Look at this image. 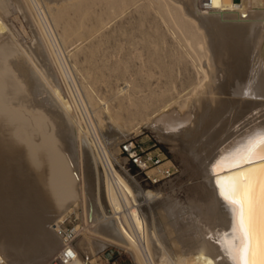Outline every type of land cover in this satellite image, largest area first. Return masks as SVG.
Masks as SVG:
<instances>
[{
    "label": "bare ground",
    "instance_id": "obj_1",
    "mask_svg": "<svg viewBox=\"0 0 264 264\" xmlns=\"http://www.w3.org/2000/svg\"><path fill=\"white\" fill-rule=\"evenodd\" d=\"M7 1L0 0V250L3 252V255L0 254V264H38L58 245L60 250L62 241L52 228V223L61 221L70 207L72 209L80 203L86 230L98 236V240L92 243L87 239L90 244L95 243L97 249L107 244L125 248L136 264H244L245 260L247 264H264V0H242L239 8L230 7L231 0H214L216 8L206 13L198 10L197 0H182L184 6L178 0H171L173 4H178L176 7L180 9L174 10L180 11L181 18L187 21L185 23L189 22L190 27L201 30L200 34H196V30L190 28L195 32H188L187 27L183 26V37L192 40L186 53L196 61L197 76L188 94L186 91L183 92L184 97L178 94L177 97H167L169 101L151 111V114L140 117V126L149 128L160 141L169 142L182 155H188L193 160L198 158L200 166H197L201 167L199 170L203 175L200 184L203 195L187 204L172 200L161 187L136 190L115 169L108 143L109 138L114 139L112 130L118 125L112 126L115 123L109 109L98 111V124L90 121L91 126L86 125V130H83L82 120L72 113V107L61 91L55 77L58 74H53L50 68L43 41L37 40L34 30L36 36L32 35L31 44L35 43L36 48L29 43L24 45L13 40V32L2 18L9 5ZM20 1L14 0V6L26 17L22 2L18 3ZM23 1L31 13L34 10L33 17L43 39L38 37L44 40L43 44L47 47L53 37L47 31V17L41 5L44 4L49 11L52 8L51 18L57 21L62 18L70 2ZM112 2L120 6L124 0ZM172 17L174 19V14ZM156 31L152 32L156 34ZM56 52L54 59L64 72L63 63L56 55L60 49ZM39 55L43 61L39 60ZM130 95L127 94L131 101L134 100ZM119 99L122 100V97ZM200 104L203 115L208 111L217 113L224 104L243 105L246 108L229 125L232 130L216 142L209 157H200L201 152L195 146L196 139L182 137L190 133L184 125L191 121ZM203 115L199 114L196 119H202ZM105 119L113 123H110L112 128L109 129L108 139L101 136L98 129V126L106 125ZM56 130L63 131V137L68 138L67 147L61 146L63 143L60 144L59 131ZM87 133L91 134L90 139L86 137ZM76 138L80 141L78 145L82 147L86 168L91 165L94 171L98 163L102 166L105 205L99 195V185L94 191L89 180L80 175L82 167L78 171ZM237 177L246 181V197L232 195ZM168 183V187L172 188L170 181ZM135 190L141 192L146 203L156 201L155 206H159L157 216L151 217V221L141 213L140 202H137L138 205L135 200ZM73 249L76 255L66 264L91 263L89 250H85V256H81L75 244ZM90 249L92 251L93 248ZM249 249L252 250L251 256L248 255Z\"/></svg>",
    "mask_w": 264,
    "mask_h": 264
},
{
    "label": "rangeland",
    "instance_id": "obj_2",
    "mask_svg": "<svg viewBox=\"0 0 264 264\" xmlns=\"http://www.w3.org/2000/svg\"><path fill=\"white\" fill-rule=\"evenodd\" d=\"M54 1L57 4L64 3L66 1L70 3L66 5L67 7L65 8V12L62 15V18L57 20L58 22L54 21L51 18L50 13L53 14L52 8H51V11H49V9H47V7L44 6V4L41 5L42 10L47 17V24H46V28H48L47 31L51 30V33L49 31L48 33H49V36L53 37V38L50 37L52 40V43L49 41H48L49 43H47V40H46V43H47V47H46L45 46L46 44H43L45 43L44 40H40L43 38L41 35V31L39 30V27L36 23V20L33 17V13H35L34 10H33V13H31L30 10L27 8L25 1L21 0L20 2H18V3L22 2V6L24 8L23 10L27 14L25 17L23 13L21 12V10L17 9V7L14 6V3H15L14 0H8L7 2L9 5L7 7V11L6 13L4 12V14L2 13L3 14L2 18L4 17L3 18L4 22L6 23L8 28L11 29V31L13 32V36H14L13 40L15 39L17 40L16 41L17 43H20V44L23 43L24 45H28L29 43L30 46H32L33 48H36L37 45L35 43L33 45L31 44L33 41V39H31L33 38L32 35L33 34L35 35V32H36L37 40H39L40 42L43 41L42 46L44 50L45 49L47 50L45 51L46 53H48L47 57H48V62L50 61L49 63L51 66L50 68L54 70L53 71L51 69L53 74H56V73L58 74V76L55 75V77L58 83L60 84L62 93L64 94L65 98L68 100V102L70 103L72 107V113L75 116H79L80 119L83 121V122L81 121L83 130H86L87 126L89 127L91 126L90 121L94 124H98L96 120L98 111L100 112L102 109L104 110L105 108L109 109L112 115V118H113L112 121L115 124L112 125L113 123L109 119L107 120H109V122L112 124L108 123L105 119L104 123L106 122L107 123L106 125L104 123L103 124L106 128L104 129V126L100 125L98 126V129L100 130V135L102 134L101 136H103L105 139H108L110 137L109 129L112 128L111 125L113 127H115V125H118V127H116L117 129L114 128V130H112L114 131V136H113L114 139L109 138L110 139L109 143H108V140L106 141L109 146V151L111 154V158L113 159V165L115 169L125 179L126 177L130 178L134 175V178L137 181H139L138 183L137 181L132 182L126 179L130 183V185H132L134 189L144 190V189H149V188L155 189V188L161 187V190H164V192H167V194L169 193V197L172 200H177V201L179 200V202L182 204H187L188 202L193 201V200L197 201L203 195L202 188L200 186L203 180V177H202L203 175L201 174V170H199L201 167L200 168L198 167L200 166L199 164L200 162L198 158H195V160H193L194 158L188 155H182L180 150L176 148L175 149L172 148L169 142L160 141L157 138V136L154 133H152V131L149 128H146L143 125L140 126V120L141 118L155 111L158 108V106L160 107L163 103L169 101L170 100L169 98L177 97V94L183 95L182 97H184L185 93L183 92L187 91L186 93L188 94L191 91L189 89H192V85L194 84L195 79H196L195 76H197L196 75L197 73L195 70L196 61H194L192 57L186 53V49L191 46L192 40L190 38L183 37L184 35L183 31H185L183 29V26L187 27V29L189 30L188 32L194 33L195 32L194 30H196L195 32L196 34L197 32H199L198 34H200L201 30L198 31V29H195L194 27H190L191 24L189 22L185 23L187 21H184L183 17H182L183 19L181 18V15L179 13L180 11L174 10L178 8L176 7L178 4L176 5L175 3L173 4L171 0H164V1L163 0H160V1L159 0H155V1L154 0H130V1L124 0V3H122L120 6L114 5L112 0H90V1L89 0H70V1L69 0H54ZM178 1L180 2L181 5L184 6V3L182 0H178ZM154 2L157 4H155ZM169 3H171V5ZM113 5L115 9L113 8ZM113 9L114 11H112ZM116 11L118 12L117 15H116L117 13ZM177 13L180 16H178ZM173 14L175 16L174 19L172 17ZM169 27L172 29H170ZM152 29H154L155 31L156 30H159V31H156V34H155V32L154 33L152 32L154 31ZM168 29H170L171 33L170 31H168ZM162 30L164 32H162ZM69 32L71 34H68ZM172 32L173 33L175 32V33L173 34ZM151 33H153V36ZM160 33L163 38L161 37ZM176 34L179 36H176ZM38 36H40V39ZM145 36L148 38H146ZM143 37L150 41L143 39ZM155 37L159 40H157ZM178 37H179V40H178ZM154 40L155 41L157 40L156 45L154 43L155 42ZM173 40H177V41L173 42ZM184 40H186V42ZM54 41L56 42L53 44ZM49 45H50V48H49ZM169 46H172V47H169ZM173 48L175 50H173ZM59 49H60V52H59ZM176 49L180 51L181 53L177 52ZM52 50L54 51L53 53L51 52ZM147 50L151 52H147ZM56 51L59 53H57ZM55 52L57 53L56 55L59 56L60 58L59 60H61V62L63 63V67L65 70L64 72H62L60 68H58L59 66H57L58 62H56L57 60L54 59L55 56H53ZM158 52L160 54H157ZM49 53H50V56H49ZM154 55H158V56H154ZM184 55L186 57H184ZM159 56H161L160 60L158 59ZM38 57H40L39 59L40 61L41 59L43 61V58L41 55H39ZM147 58H149L150 60ZM189 58H190V61H188ZM167 60L170 62H168ZM191 60L194 61L195 63H192ZM145 61H147V63ZM176 61L178 63L180 62L179 63L180 65ZM160 64L161 66H159ZM167 68L170 71L169 70L167 71L166 70ZM159 69L160 70L162 69V70L160 71ZM164 70H165V73L167 72L166 74L163 72ZM192 70H195V71L193 72ZM60 71L62 73H60ZM65 74L67 75V77ZM167 74H169V76ZM148 76H151L149 77L150 79L148 78ZM145 77L147 78L145 79ZM168 77L169 79H167ZM177 81H179V83ZM167 87L169 88V91ZM177 90L179 91V93H177ZM163 92L165 94L162 95ZM166 92H168V95H166L167 94ZM127 94H131L132 95V96L130 95L131 99H134V100L131 101L130 97L127 96ZM80 97L82 99L81 101H80ZM121 97H122V100L119 99ZM160 97L163 100L165 99V97L166 98L169 97V98L163 101ZM179 99H181V97ZM218 104L220 105V103H216L215 105H218ZM199 106H201V104L197 106L199 110L198 108H196L194 115H192L191 117V121H189L188 123L184 125L185 129L189 130L190 133L184 134L185 137L183 135L182 137L185 139H192V140L196 139L197 141L195 143V146L197 147V149H199L198 150L199 153L201 152L199 154L200 157L201 156L209 157V155H211V153L213 152L212 148L215 146L216 142L222 140L228 134V131L232 130L231 129L232 127L229 125L234 120L238 119L240 114L243 113L246 110V108L243 105L241 106L242 107L241 108V107H238L236 104H231V105L226 104V106L224 104V106H222L221 109H219L221 112L218 111L217 113H213L216 115L215 117V115H213L212 113H209V111L205 112V114L203 115L202 113L203 111ZM226 108L229 111H227ZM93 110L94 111L96 110V111L94 112ZM218 113L220 114L222 113L223 115L221 114V116H219L220 114L218 115ZM199 114L203 115L202 119H196V118H199L198 116ZM83 118L85 120H83ZM92 118L95 122L92 120ZM218 118L220 119V121ZM213 122L214 123L216 122L215 125ZM188 125L190 128L188 127ZM203 126L205 127V129ZM204 130H206L205 133H203ZM57 131L59 130H56V132ZM61 132L63 131L60 130L59 133L57 134L59 135V138L61 140L60 144L63 143L61 146L65 148L67 147V144H68V138L66 136L63 137ZM201 133L205 135L202 136L203 134L201 135ZM60 134L62 136H60ZM86 137L90 139L91 134L88 135L87 133ZM63 138H65V140ZM76 139H77L76 140L77 142H75V146L77 149L76 159L78 162L77 163L78 171H80L81 170L80 168L82 167V170L79 173L80 175H82L83 177L85 176L86 179L89 180V183L94 191L97 190V186L99 185V195H100L102 202L105 205L104 193H103V188H102V180H103L102 166L98 163L97 164L98 166L96 168L97 170L95 169L94 171H93L94 167L93 166L91 167V165L90 167L86 168V161L84 159V154L82 153V147L80 144L78 145L80 141L78 140V138ZM209 139L211 142L209 141ZM129 141H133L134 143L141 145L143 148H151V145L155 143L156 146L160 147V150L163 152V155H165L167 159L172 160L177 165L178 171L174 175L167 177V178H163L157 183H151V181L145 177V174L143 173V171H138L137 169L133 167L129 171L128 175H125L124 172L122 171V168L123 166L124 168L127 166L126 165L127 158L125 154L120 153L119 147L121 146L122 143L129 142ZM200 150H203V152ZM79 152H81L82 154ZM79 155L81 156V158ZM183 169L184 171H182ZM153 170L154 169L148 170V173H151ZM168 181H170V183L173 185L172 188L168 187L169 185ZM136 190H135V192L137 193L135 197L136 203L140 202V205L139 203L137 204L139 205V209L141 213H143V215L148 221H151V217L157 216V210L159 209V206H155L156 201L146 203L143 199V195H141V192L138 193V191ZM154 207H157V208H154ZM81 208H82L81 203L78 204L77 207H74V208L72 207V209L70 207L68 213L66 214V217L68 218L65 221L66 224L68 223L79 224V225L84 224L83 229L81 230L79 235H77V237L74 239V242H73V244H75L77 249L79 250L78 252L80 253V255L85 256V250H89L88 251V253H90L89 259H91L92 257L91 263L89 264H136L133 259L132 254L129 251H127L125 248H121L113 244H107L105 246H102L103 248L100 247L97 249L96 245H94L95 243H93L92 245L90 244V242L87 239H90L92 243V241L94 242L98 240V238H96L98 236H95L89 230H86L87 226H86V223H84V220H82L83 214H82ZM174 232L175 231L172 229L171 233L173 236L175 235ZM99 238H101V236H99ZM89 244H90V247H89ZM90 248H93L92 251ZM58 250H59V245L53 253L44 257L38 264L59 263V261H56L58 260L57 257H55L57 256ZM0 254L3 255V252L1 250H0ZM51 257L52 258L54 257L53 258L54 260H52ZM93 258L95 259L93 260ZM48 259L49 261L46 262V260Z\"/></svg>",
    "mask_w": 264,
    "mask_h": 264
},
{
    "label": "built area",
    "instance_id": "obj_3",
    "mask_svg": "<svg viewBox=\"0 0 264 264\" xmlns=\"http://www.w3.org/2000/svg\"><path fill=\"white\" fill-rule=\"evenodd\" d=\"M214 0H197V8L200 12L206 13L216 8ZM230 7L239 8L242 6V0H231ZM120 153L125 154L127 158V166L122 168L125 175H128L131 168H135L138 171H143L145 177L151 181V183H157L163 178L170 177L178 171L177 165L170 159H167L159 146L155 143L151 145V148H143L141 145L134 143L133 141L122 143L119 147ZM154 169L151 173L148 170ZM132 178V179H131ZM126 179L134 182L137 181L132 177H126ZM139 183V181H137ZM68 217L64 216L63 220L52 223V228L62 241V247L57 253V259L60 264H66L71 260L76 252L73 249L74 239L79 235L83 229L84 224H66L65 221Z\"/></svg>",
    "mask_w": 264,
    "mask_h": 264
},
{
    "label": "snow or ice",
    "instance_id": "obj_4",
    "mask_svg": "<svg viewBox=\"0 0 264 264\" xmlns=\"http://www.w3.org/2000/svg\"><path fill=\"white\" fill-rule=\"evenodd\" d=\"M245 184L246 181L241 180L239 177H237L235 184L233 185L232 195L233 196H241L246 197L245 193ZM241 226H243V223H241ZM248 255H252V250H248ZM244 264H247V261L245 260Z\"/></svg>",
    "mask_w": 264,
    "mask_h": 264
}]
</instances>
